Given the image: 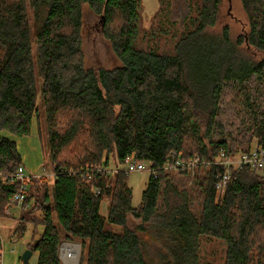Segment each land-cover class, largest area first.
<instances>
[{
	"label": "trees",
	"instance_id": "1",
	"mask_svg": "<svg viewBox=\"0 0 264 264\" xmlns=\"http://www.w3.org/2000/svg\"><path fill=\"white\" fill-rule=\"evenodd\" d=\"M140 2L29 0V21L26 0H0V217L17 189L1 177L22 166L15 141L3 132L26 135L39 116L33 28L53 181L49 188L41 175L28 178L29 207L13 234L20 237L28 223L43 226L26 246L37 252L36 264H61L63 240L80 244L77 264H201L202 235L225 242L224 264H264V178L243 166L231 171L223 193L215 186L223 171L219 151L246 150L252 142L232 148L211 138L225 83L264 77V0H240L247 29L235 39L227 26L210 33L222 0H201L172 52L136 45ZM83 4L102 19L119 66L85 67ZM254 137L264 148V111ZM171 151L204 161L194 191L162 171ZM128 155L157 170L136 207L123 170H106L112 159L121 169ZM130 217L140 222L132 227Z\"/></svg>",
	"mask_w": 264,
	"mask_h": 264
},
{
	"label": "rangeland",
	"instance_id": "2",
	"mask_svg": "<svg viewBox=\"0 0 264 264\" xmlns=\"http://www.w3.org/2000/svg\"><path fill=\"white\" fill-rule=\"evenodd\" d=\"M200 2L201 0H141L138 9L140 32L136 45L144 49L154 47L159 51L172 52L178 37L191 27L189 18L196 15V8ZM26 4L29 21H31L29 0H26ZM82 9L80 33L85 67L111 69L119 66V59L114 54L110 42L102 33V19L95 15L86 4H83ZM218 16L216 25L209 29L212 34H219L222 28L227 26L230 38L235 39L247 29V17L240 0H222ZM31 40L39 116L33 118L28 134L14 135L8 132H3V134L15 141L24 174L26 176H43L50 188L53 181V171L48 156L46 123L41 101V79L37 68L33 28H31ZM263 111L264 77L252 75L247 82L242 84L225 83L217 110V123L211 130V138L213 140H225L232 148H240L241 144L253 143L256 125L259 124ZM199 126V133H203L205 131L204 124L200 123ZM114 167L116 164L112 159L108 168ZM196 172L197 174L204 173L193 171L187 175H182L172 172L168 178L178 188L192 192L196 189V184L193 181ZM255 173L264 178L262 173ZM149 176L148 170L133 171L127 175L126 179L131 189V205L133 207L140 203L142 191ZM179 180L183 181V185L179 184ZM218 195H220L219 192ZM12 212V215L3 212V216L0 217V240L3 242L0 247V264H23L20 259L21 254L26 250L31 239L38 238L43 229L40 223L36 227L28 223L25 232L17 237L13 232L17 226L20 210L13 209ZM100 212L103 215L107 213V200L101 202ZM33 217H35L34 214ZM53 221L57 226L60 239L63 240V229L58 223L54 211ZM139 222L137 218H129V225L132 227ZM225 250L226 244L223 240L212 236H200L198 258L201 264H224ZM36 260L37 252L34 251L31 253L28 263L36 264ZM61 264L65 263L61 260Z\"/></svg>",
	"mask_w": 264,
	"mask_h": 264
},
{
	"label": "built area",
	"instance_id": "3",
	"mask_svg": "<svg viewBox=\"0 0 264 264\" xmlns=\"http://www.w3.org/2000/svg\"><path fill=\"white\" fill-rule=\"evenodd\" d=\"M217 162L223 166V171L218 174L215 186L217 192L223 193L233 169H238L244 166L264 175V148L258 145L256 141H253V143L246 150H240L237 152L219 151ZM203 163L204 161L200 159L198 155H193L187 160H182L179 156L175 155L173 151H171L161 169L167 175L178 171H184L189 174L195 171L198 165H202ZM94 170L96 172L105 171L104 168L98 166H95ZM106 170L110 172L123 170L126 175L133 171L142 170H148L152 176H156L157 174V170L153 169L148 162L136 160L129 155L123 159L121 169L107 168ZM29 177L30 176H26L24 174L22 166H19L13 174L7 177H1V179L5 180L7 184H15L17 186L16 191L8 199L5 206L4 211L8 215H12L13 209H19L21 211L26 210L29 207V204L25 202L26 192L28 189L27 181ZM93 191L95 194H98L99 189L97 187H93ZM13 241L16 240L13 239ZM2 243V240H0L1 246ZM58 251L59 257L63 263L74 264L75 261L78 262L79 260L80 244L77 242L62 241L59 245Z\"/></svg>",
	"mask_w": 264,
	"mask_h": 264
},
{
	"label": "water",
	"instance_id": "4",
	"mask_svg": "<svg viewBox=\"0 0 264 264\" xmlns=\"http://www.w3.org/2000/svg\"><path fill=\"white\" fill-rule=\"evenodd\" d=\"M31 253H32L31 250L28 249V248H26V250L23 251V253L20 256V259H21L23 264H29L28 263V259H29L30 255H31ZM76 263H78V262L75 261L74 264H76Z\"/></svg>",
	"mask_w": 264,
	"mask_h": 264
},
{
	"label": "bare ground",
	"instance_id": "5",
	"mask_svg": "<svg viewBox=\"0 0 264 264\" xmlns=\"http://www.w3.org/2000/svg\"><path fill=\"white\" fill-rule=\"evenodd\" d=\"M18 168V167H17ZM14 173V172H13ZM12 174V173H11ZM1 176V175H0ZM31 177V176H30ZM64 241V240H63ZM67 241V240H66Z\"/></svg>",
	"mask_w": 264,
	"mask_h": 264
}]
</instances>
